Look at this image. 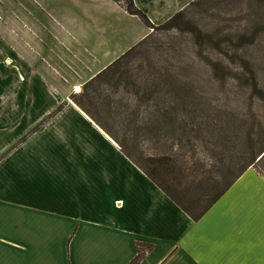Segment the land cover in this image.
Returning a JSON list of instances; mask_svg holds the SVG:
<instances>
[{
  "label": "crops",
  "instance_id": "0c3cea01",
  "mask_svg": "<svg viewBox=\"0 0 264 264\" xmlns=\"http://www.w3.org/2000/svg\"><path fill=\"white\" fill-rule=\"evenodd\" d=\"M133 1L159 26L196 0ZM0 31L15 94L34 96L29 133L0 128V264H264L255 167L194 220L71 100L150 33L139 16L116 0H0Z\"/></svg>",
  "mask_w": 264,
  "mask_h": 264
},
{
  "label": "rangeland",
  "instance_id": "374dc122",
  "mask_svg": "<svg viewBox=\"0 0 264 264\" xmlns=\"http://www.w3.org/2000/svg\"><path fill=\"white\" fill-rule=\"evenodd\" d=\"M122 2L126 4V0ZM149 28L152 36L124 60L123 66L129 68L127 79L116 87L106 80L87 87L95 106L89 108L146 169L151 165L148 156H168L173 174L156 177L184 202L186 195L204 196L217 190L215 185L222 186L229 176L223 178L221 171L229 167L234 172L242 166L239 157L243 145L245 149L250 140L257 146L264 143V0H201L177 28ZM1 51L0 46L1 121L5 114L1 134L29 133L34 96L15 94L13 72L2 68ZM9 64L5 62L6 69H12ZM146 77L151 83L162 84L155 86L157 93L149 105L174 107L167 109L176 121L173 132L157 133L156 139L136 136L131 130L133 125L145 126V104L140 105V114L129 120L118 116L114 121L106 113L96 112L97 107L106 110L110 100L135 109L138 102L132 89L135 85L143 87L142 78ZM4 79H8L5 85ZM179 80L186 86H179ZM130 81L134 85L128 86V93L125 87ZM87 82L79 83L80 92ZM80 92L72 89L71 100ZM261 166L264 169V164ZM195 172L206 173L205 180L194 178ZM15 208L6 205L7 211Z\"/></svg>",
  "mask_w": 264,
  "mask_h": 264
},
{
  "label": "trees",
  "instance_id": "16d2710c",
  "mask_svg": "<svg viewBox=\"0 0 264 264\" xmlns=\"http://www.w3.org/2000/svg\"><path fill=\"white\" fill-rule=\"evenodd\" d=\"M119 2H122L123 0H116ZM201 0H196L193 3H191L187 8L184 10L176 13L174 16H172L168 21L165 23L155 26L151 23V21L148 19L147 15L141 11L137 6L135 5L133 0H126L125 7L127 10L134 15L139 16L143 22L151 28L155 27H161L166 30H170L173 28H177L180 23H182L183 18L187 15L189 9L196 5ZM152 34H149L148 37L143 39L141 42H139L136 46H134L132 49L127 51L124 55H122L120 58H118L116 61L111 63L109 66H107L104 70H102L99 74H97L95 77H93L89 82L86 83L85 89L78 93L73 95V100L76 102L89 116H91L95 121H97L99 124H101L107 132H109L112 136H114L117 140V142L120 144L122 150L133 160V162L139 166L170 198H172L176 204H178L188 215L191 216L194 220L200 219L205 212L229 189V187L251 166L255 167L261 174L264 175V169L261 166L264 164V143L260 144L258 147L254 144L251 140L247 143L246 148L240 152V161L242 162V166L237 171H231V169L228 167L225 169V171H221V175L223 178L226 179V176H229L226 179V182L221 186L219 184L215 185L217 186V190L212 189V191H204L207 192L204 194V196H201L200 194L196 193L195 195H186V201L180 202L177 198L169 191L168 187L162 185L157 177L156 174H163L164 176H168L173 174V167L169 166V162L171 159L164 155L160 156H148L147 161L151 164L150 169H146L138 160L132 157V155L127 151L124 144L117 138L111 131H109L95 116V113L92 112L90 108L95 107L92 105L93 100H91V93L87 90L88 86H93L95 82H101V80H106L107 82H112L113 86H118L119 82H123L125 79H127L128 69L127 66L124 65V60L133 53L138 47L143 45L145 41L150 38ZM143 79V87L142 85H135L132 89V94L137 98V107L135 109H131L129 104L123 103L121 101L116 102L113 100H110L109 105L107 104L106 110L109 106V112L110 114L101 107L96 108L97 113H106L108 116L114 118L113 120L116 121V117H125L126 119H131L136 115L140 114V105L145 104L146 107L144 108V111L147 113L148 117H145L146 123L145 126L136 127L133 125L131 127V130H133L136 134V136H145L149 137L151 139H156L157 133H169L170 131L173 132L174 124L176 121L171 118L170 113L171 110L167 109H173L171 108H163L160 109L158 107V104L155 105H149V102L151 100H154V95H156L157 88H160L162 84L156 85V82H149V78H142ZM157 79H159L157 77ZM186 86V83L184 81H178L179 86ZM134 85V82H128L126 84L127 87H125L126 92L130 93L128 91V86ZM127 88V89H126ZM184 88V87H183ZM90 107V108H89ZM153 112V114H151ZM118 114V115H117ZM173 115V114H172ZM176 115H173V118H175ZM127 121V120H125ZM186 130L183 129V133H185ZM174 134V133H172ZM234 163V162H232ZM232 167V166H231ZM206 173L204 172H195L192 174L194 178L196 176L200 179V182L205 180ZM215 176L212 174V178ZM167 178V177H166ZM194 182V181H193ZM214 190V191H213ZM204 198V200H203ZM137 259H135L131 264H134Z\"/></svg>",
  "mask_w": 264,
  "mask_h": 264
},
{
  "label": "bare ground",
  "instance_id": "6f19581e",
  "mask_svg": "<svg viewBox=\"0 0 264 264\" xmlns=\"http://www.w3.org/2000/svg\"><path fill=\"white\" fill-rule=\"evenodd\" d=\"M80 90V89H79ZM76 91H78V90H76Z\"/></svg>",
  "mask_w": 264,
  "mask_h": 264
}]
</instances>
